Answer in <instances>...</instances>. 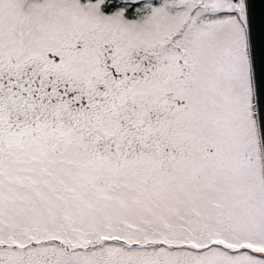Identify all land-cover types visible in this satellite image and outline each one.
I'll return each instance as SVG.
<instances>
[{"label":"snow or ice","instance_id":"6c2138e0","mask_svg":"<svg viewBox=\"0 0 264 264\" xmlns=\"http://www.w3.org/2000/svg\"><path fill=\"white\" fill-rule=\"evenodd\" d=\"M251 0H0V264H264Z\"/></svg>","mask_w":264,"mask_h":264},{"label":"water","instance_id":"95a60500","mask_svg":"<svg viewBox=\"0 0 264 264\" xmlns=\"http://www.w3.org/2000/svg\"><path fill=\"white\" fill-rule=\"evenodd\" d=\"M250 16L258 57L264 53V0H251Z\"/></svg>","mask_w":264,"mask_h":264}]
</instances>
